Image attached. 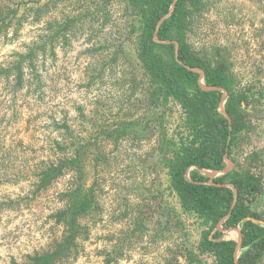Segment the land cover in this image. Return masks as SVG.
<instances>
[{
  "label": "rangeland",
  "instance_id": "obj_1",
  "mask_svg": "<svg viewBox=\"0 0 264 264\" xmlns=\"http://www.w3.org/2000/svg\"><path fill=\"white\" fill-rule=\"evenodd\" d=\"M184 10L189 50L227 67L224 107L245 123L227 158L258 156L264 213V0ZM142 21L128 0H0V264H216L210 223L171 188L192 126L139 58Z\"/></svg>",
  "mask_w": 264,
  "mask_h": 264
},
{
  "label": "trees",
  "instance_id": "obj_2",
  "mask_svg": "<svg viewBox=\"0 0 264 264\" xmlns=\"http://www.w3.org/2000/svg\"><path fill=\"white\" fill-rule=\"evenodd\" d=\"M173 0H128L138 16L143 20L139 42V58L156 85L163 100L171 97L179 103L192 126V138L188 144L182 143L178 154L169 163L170 184L184 210L191 211L210 223L208 231L201 236L199 250L210 253L216 264H264V213L253 212L250 205L261 195V165L257 155L248 158L245 165L236 164L232 169L209 182L202 171H220L225 167L224 156H230V148L235 136L243 130L245 123L232 102L225 105L227 120L219 111L221 92L203 91L198 86L199 74L188 68H199L203 72L205 84L220 87L229 93L227 67L223 63L215 66L191 52L182 40L184 10L187 0H176L173 11L157 31L159 40L177 42L175 46L157 44L153 34L158 21L164 17ZM176 27L179 39L172 40L169 32ZM159 46L170 53L168 61L153 53ZM179 62H182L181 65ZM189 88L192 93L189 92ZM240 101V98L237 99ZM240 168V172L235 171ZM192 169V170H191ZM228 179L225 183V179ZM233 185V191L225 185ZM228 215L223 227H238L241 234V252L234 258L236 242L224 239L216 230L218 222ZM243 250V251H242ZM53 254L47 253L36 258V264H52Z\"/></svg>",
  "mask_w": 264,
  "mask_h": 264
},
{
  "label": "water",
  "instance_id": "obj_3",
  "mask_svg": "<svg viewBox=\"0 0 264 264\" xmlns=\"http://www.w3.org/2000/svg\"><path fill=\"white\" fill-rule=\"evenodd\" d=\"M175 2L176 0H173L172 1V4L170 6V9L168 11V13L162 17L156 27H155V31H154V34H153V41L157 44H161V45H168V44H171L173 43L174 46H175V50H174V53H175V57H177V47H178V44L177 42H173V41H170V40H159L157 38V31L161 25V23L170 16L171 12L173 11L174 9V6H175ZM181 65H183L182 62H179ZM188 70L194 72V73H198L199 74V78H198V86L201 90L203 91H219L221 92L222 96H221V101H220V104H219V109L218 111L227 119L229 120V117L228 115L226 114L225 110H224V103H225V100L227 98V92L220 88V87H211V86H208L207 84H205L204 80H203V72L201 69L199 68H188ZM224 163H225V167L223 170H220V171H204L206 172L207 176L210 178V179H213L217 176H220V175H224L226 173H228L231 169H232V162L227 158V155L224 156ZM207 184H212L211 181L207 182ZM229 188L232 189L233 191V203H232V206L234 205L235 203V200H236V190L235 188L233 187V185H225ZM228 215H226L225 217H223L217 224L216 226V230L222 232V233H235V236H236V239L234 240L236 242V247H235V250H234V258L235 260H237L238 256H239V253L241 251V234H240V230L238 227L236 228H233V229H224L223 225L227 219Z\"/></svg>",
  "mask_w": 264,
  "mask_h": 264
},
{
  "label": "bare ground",
  "instance_id": "obj_4",
  "mask_svg": "<svg viewBox=\"0 0 264 264\" xmlns=\"http://www.w3.org/2000/svg\"><path fill=\"white\" fill-rule=\"evenodd\" d=\"M227 239H232V235L231 236H228V238Z\"/></svg>",
  "mask_w": 264,
  "mask_h": 264
},
{
  "label": "crops",
  "instance_id": "obj_5",
  "mask_svg": "<svg viewBox=\"0 0 264 264\" xmlns=\"http://www.w3.org/2000/svg\"><path fill=\"white\" fill-rule=\"evenodd\" d=\"M202 173L204 174V172L202 171ZM205 175V174H204Z\"/></svg>",
  "mask_w": 264,
  "mask_h": 264
}]
</instances>
